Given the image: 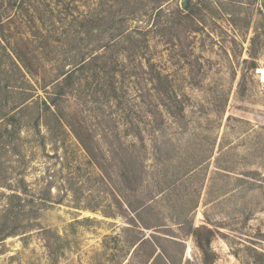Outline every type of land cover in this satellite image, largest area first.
Instances as JSON below:
<instances>
[{"label": "rangeland", "instance_id": "1", "mask_svg": "<svg viewBox=\"0 0 264 264\" xmlns=\"http://www.w3.org/2000/svg\"><path fill=\"white\" fill-rule=\"evenodd\" d=\"M0 264H264V0H0Z\"/></svg>", "mask_w": 264, "mask_h": 264}]
</instances>
